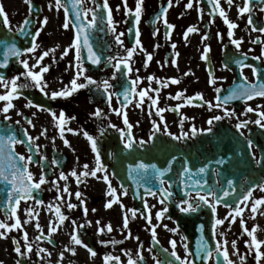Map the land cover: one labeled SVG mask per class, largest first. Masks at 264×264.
Returning a JSON list of instances; mask_svg holds the SVG:
<instances>
[{
  "label": "flooded vegetation",
  "instance_id": "obj_1",
  "mask_svg": "<svg viewBox=\"0 0 264 264\" xmlns=\"http://www.w3.org/2000/svg\"><path fill=\"white\" fill-rule=\"evenodd\" d=\"M64 2L65 7L69 9L70 22L67 29L63 27L64 7L57 10L55 0H31V7L26 3L24 10L15 9V0H0L11 28L9 33L0 22V39L14 37L13 42L19 48L20 39L16 33L25 19L33 23L32 27L24 31L25 37L32 36L40 29L35 41L37 44L35 52L23 53L19 58L10 57L9 65L0 69V76H4L8 81H11L14 76H20L18 84L30 85L31 81L20 75L24 69L19 61L27 60L31 66L44 51L54 49L49 51V55L41 61V65L49 68L48 72L42 73L43 83L46 84L44 91L32 86L20 88L19 94L11 100L14 106L7 113L10 117L8 120L4 119L5 114L2 111L6 102L0 101V123L13 126L16 137L23 141L13 146L15 163L23 168L27 162L26 158L32 156L34 162L28 163L27 168L32 173L33 180H38L41 172L46 178V183L41 185V189L34 191L33 198L20 201L18 205H15V218L11 212L6 215L0 208V222L11 225L18 218L21 224L20 228L8 230L5 236L0 238V248L6 238L12 243L14 249L19 246L21 251L26 252L23 257L15 252V264L17 261H20V264H50L51 259L48 260L44 252L37 255L40 249H48L56 253L59 258L58 264H105L106 255L119 257L118 262L110 261L109 264H128L130 258L137 261V264H157V261L163 264L167 260L176 261L171 256L173 249L170 241L174 240L177 255L181 259L187 257L191 261L187 244L195 247L203 243L206 246V236L209 231L207 218L212 213L211 208L203 205L199 213H188L193 214L195 219L187 222L188 233L192 238L186 240L174 222L167 217L168 213L174 214L178 210L176 203L182 198L175 190L179 182L178 174L174 173L170 180L172 186L170 191L173 192V197L165 204L159 202L160 190L156 178L150 180V187L157 192V196H143L142 200L141 193L145 192L147 185L145 188H136L135 185L139 183L133 175L125 174L126 180L121 181L116 171L117 156L129 151L123 148L120 130L127 133L124 124L126 115L128 122L132 125L131 133L136 145L144 141L143 147H134L137 150L149 149L154 140H168L172 139V136L188 133V137L183 140H172L176 141L182 150L188 149L197 157L190 159V175H188V184L194 189L187 192L193 199L197 191L196 180H200L201 183L206 181L205 186L199 189L201 194L211 189L220 196L222 185L226 187V179H233L235 193L225 198L227 202L236 201L238 193L245 192L244 188L239 192L237 186L264 182V167H258L251 162L245 139L253 141L252 152L257 159H260L264 155V129H261L254 121L260 118L257 113L264 112V97L257 96L247 101L243 99L229 101L224 107L235 112V116L214 121L211 125V133L199 131L210 127L207 124L208 119L224 114L221 108L213 107L209 110L207 102L215 105L217 96L222 100L241 85L264 82V55H262L264 32L258 30L264 28V0H250V12L244 14L237 11L238 7L243 6L244 0H233L231 5L226 0H218L226 18L237 26L232 29L231 39L228 36V26L224 23V18L219 15L217 9L212 8L208 0H192L191 8L186 7L189 0H171L170 5L169 0H142L138 21L135 19L136 0H126L127 14L124 0H107L114 31L109 28L108 13L103 9L105 0H80L82 13L85 9L96 10V24L89 29V43L100 58V63L92 64L88 59L87 50H82L81 66L84 72L77 83L87 84L84 79L87 76L97 84L87 85L71 92L67 97L53 99L51 96L53 92L65 88L71 90V81L77 73L76 49L70 47L75 38L73 27L75 17L71 4L68 0ZM49 5L52 7L50 8ZM164 9L167 11H163ZM249 16H251V24H249ZM45 17L47 22L41 26V21ZM85 19L91 20L92 13L88 12ZM167 25L173 27L169 29ZM189 27L196 30L185 37ZM254 28L257 30H253ZM136 32H139L138 37L135 35ZM121 33L123 34L120 35L122 45L116 42V36ZM205 36L207 39H204ZM137 39L139 44L136 43ZM231 40L241 41L239 47L237 48ZM253 41L256 42L253 43ZM172 45H175V48ZM205 46L210 49L206 54ZM66 48L67 55L61 58ZM127 49H133L131 59L126 60L130 71L124 69L123 65L120 70H117L114 65L117 60L126 59ZM4 50V44L0 43V62L3 60ZM202 55L206 58L202 59ZM148 56H151L150 60L147 59ZM256 57L259 59H255ZM237 59L241 60L242 64L235 63ZM173 60L176 61L175 64ZM252 67L258 70L256 76L253 75ZM32 70L39 71V66ZM150 76L154 78L151 82L148 79ZM137 77L139 81L133 85L131 82L136 81ZM172 79L177 80L178 83H172ZM105 80L111 85L107 93L101 83ZM210 80L215 82L210 83ZM165 83L167 86H162ZM133 88L134 92L131 91ZM217 89L220 91L217 92ZM125 90L129 91L127 103L123 96ZM141 90H147V95L142 102L138 95ZM8 91L9 89L0 85V95H6ZM177 93L182 94L181 98L173 99ZM198 95L202 96V100L198 98ZM150 97L157 100L155 105H152ZM189 98L192 99L189 101ZM138 103L139 107H137ZM247 107L255 111L247 112ZM97 109L100 110L99 116L93 115ZM159 109L164 111L157 115ZM117 110L120 114H117ZM61 111L65 114L62 125L63 138L59 131L60 122L58 119L54 120L52 115L55 113L59 117ZM181 117H185L183 123H181ZM28 121L32 123L29 124ZM242 121H249L240 129L243 136L235 128V124ZM154 124L158 131L153 127ZM193 127L198 130L195 136L191 132ZM42 131L43 135H41ZM25 132L28 136L35 138L32 143L28 142ZM84 133L96 140L103 170L98 171L96 177L80 176L78 181L77 177L71 175L73 171L79 174L85 171L84 165H88L89 171L97 166L96 153L92 151L91 142ZM65 141L68 142L67 145ZM198 146H202V151H196ZM229 146H231L230 149ZM227 150L231 151L230 154L238 155L236 163L217 165L215 160L221 156L225 157ZM19 156L25 157V160H19ZM41 157L45 158L42 164L38 163ZM54 160L55 164H53ZM197 164L198 168H195ZM201 167H206L208 171L204 174L199 173ZM61 172L67 177L66 180L59 179ZM217 173L220 174L217 175ZM105 175L108 176V181L115 189L119 200L110 208L105 207L106 203L113 199L106 194L108 184L103 179ZM53 181H56V184H53ZM131 186L134 188V196L131 194ZM65 187L68 189L67 193L63 191ZM163 187L169 188L166 181ZM125 190L127 194L123 195ZM77 192L81 193L79 200L75 195ZM58 194L62 197L61 200L56 199ZM37 199L43 203L37 204ZM140 199L144 203L146 201L148 210L145 215L137 211L136 217L133 218L127 210H136L135 201ZM209 199L211 200V197ZM256 199H264V192L258 188L252 190V195L247 202L241 201L240 207L244 210L241 216L236 217L231 224H229L231 220L229 212L232 207L216 205L215 218L213 217L214 224V219L229 216V220H225L224 224L212 230L215 243L217 245L227 241L225 245L227 250L238 252L240 259L243 256V264L257 263L255 247H249L245 243L248 241L251 244L252 238L243 230L240 223L243 219V227L251 231L254 226H258L259 222H264V204L257 205L255 214L250 210L252 202ZM68 203L76 207L69 209ZM121 204L124 206L123 210ZM166 204H169L168 211L160 221H157L156 213L167 207ZM49 205L53 206L51 211ZM55 206H59L61 212L67 217L62 223L55 215ZM28 209L32 210L31 215L27 214ZM85 209H87L86 214ZM247 211L249 213H246ZM125 214L129 216L128 229L123 228ZM148 215L151 217L152 224L157 226L158 243L152 240L151 226L144 218ZM37 223L40 226L39 230L36 227ZM50 224L57 229L55 232H49ZM109 224L112 227L110 232L106 229ZM164 225H167V228ZM74 227L82 243L96 252L95 256H92L86 247L71 241ZM100 228L105 230L98 233ZM173 228L176 229L175 232L169 230ZM3 231L4 229H0V232ZM25 232L27 243L32 248L31 252L25 249ZM129 232L131 238H126ZM255 233H257V227L253 234ZM229 236H235V239L231 238L228 242ZM102 241L104 243H101ZM113 241L117 243L113 244ZM232 241L236 242L235 250L232 247ZM66 248L73 249L74 254ZM163 249L168 251L164 252ZM61 253H63L62 258ZM138 253L143 257L142 261ZM241 253H247V257ZM209 264L213 262L210 260Z\"/></svg>",
  "mask_w": 264,
  "mask_h": 264
},
{
  "label": "snow or ice",
  "instance_id": "obj_2",
  "mask_svg": "<svg viewBox=\"0 0 264 264\" xmlns=\"http://www.w3.org/2000/svg\"><path fill=\"white\" fill-rule=\"evenodd\" d=\"M26 3L29 4V7H31V0H25ZM68 2L71 4V8H72V12L74 14L75 17V22L73 23V27L75 29V38L73 40V44L70 47H73L76 49V60H77V73L76 76L73 78V80L71 81V90H67V88L62 89L61 91L58 92H53L51 94L52 98L55 99L57 97H67L71 94V92H75L78 89L84 88L87 85H92V84H97L96 81H94L91 77H87L85 76L84 79L87 81V84H78L77 80L78 78L83 75L84 69L81 66V52L82 50L86 49L88 52V59L90 60V62L94 65L99 64L100 63V58L96 55V53L93 51L90 43H89V29L93 28L96 24V10L94 9H85L83 11V13L81 12V3L80 0H68ZM209 4L212 6V8L217 9L219 11V15L224 18V23L228 26V36L231 39L233 36V32L232 29H234L235 27H237L234 23L229 22V20L226 18V14L224 12V10L222 8H220V5L218 3V0H208ZM226 2L231 5L233 3V0H226ZM124 4H125V10H126V14L128 12L127 9V3L126 0H124ZM171 4V0H169V5ZM141 5H142V0H136V8H135V19L138 21L140 18V12H141ZM49 7L51 8L52 6L49 5ZM55 7L57 8V10H59L61 7H64V11H65V23L63 24V27L65 29L68 28L69 26V9L68 7H65V2L64 0H55ZM186 7L191 8L192 7V0H189V3L186 5ZM119 8V6H118ZM103 9L105 11H107L108 13V26L109 28H112V20H111V12L108 8V4H107V0H105V3L103 4ZM163 11H167V9H164ZM238 13L240 14H244V13H248L250 12V0H244V4L242 7H238L237 8ZM88 12L92 13V19L91 20H86V16L88 14ZM0 22L3 23V25L5 26V28L8 29L9 33H11V28H10V24H9V20L6 16V13L4 12V9L2 7V5H0ZM47 22V18L45 17L43 21H41V26H43V24H45ZM252 23L251 20V16H249V24ZM29 24V20L25 19L23 21V25L21 27H19L18 31H17V35H22L25 31V28L27 27V25ZM167 27L169 29H171L173 26L172 25H167ZM112 30L114 31V28H112ZM196 29H194L193 27H189L186 32H185V37H187V34L190 32L195 31ZM253 30H257V29H253ZM261 32H264V28H260L258 29ZM39 31L40 29H38L36 31L35 34L32 35V44L31 47H28L27 49H24L23 51L21 49H19L16 44L13 42L14 41V37H9L6 39H0V43L4 44V53H3V60L2 62H0V69L6 68L9 65V61H10V57H14V58H19L23 53H33L35 52L36 48H37V44H36V37L39 35ZM120 35H123L122 33L116 36V42L118 44L122 45V41L120 40ZM137 37L139 36V32H136L135 34ZM219 36V33L217 34ZM204 39H207V36L204 37ZM231 42L237 46V48L239 47V44L241 43V41L239 40H231ZM256 41H253V43H255ZM137 44H139V40L137 39L136 41ZM173 48H175V45H172ZM210 49L205 46L204 48V53L206 54ZM49 51H54V49H51ZM49 51H44L38 58H36V61L33 65H29L27 60H20L19 62L22 64L24 72L21 73L20 75L24 76L26 79L31 81V84H18V80L20 79V76H14L11 81H8L4 76H0V85H3L6 89H9V91L7 92L6 95H0V101H5L6 103L4 104L2 111L5 114L4 119L8 120L10 119V117L7 115V113L9 112V110L11 108H13V104L11 103V100L13 98H15L16 95L19 94V89L22 87H35L40 89L41 91H44V88L46 87V84L43 83V79H42V73H46L49 71V68L47 66H43L41 65V61L47 57L49 55ZM68 49L66 48L64 50V52L62 53L61 58H63L64 55H67ZM133 55V49H127V57L126 59H121V60H117L116 64L114 65V67L117 70L121 69V65H123L124 69H127L128 71H130L129 65L126 62L127 59H131ZM262 55H264V52H262ZM202 59H205L206 56L202 55L201 57ZM147 59H151V56H148ZM255 59H259V57H256ZM173 64H175V60L172 61ZM235 63L237 64H242V61L237 59L235 60ZM39 66V71H33V68H36ZM251 67V66H249ZM252 72L253 75L256 76L258 70L255 67H252ZM187 75V73H186ZM243 75V74H241ZM149 81L151 82L154 78L153 77H148ZM259 80V77H258ZM139 81V77H137L136 81H132L131 83L134 85ZM158 83H160L159 81H157ZM172 83H178L177 80L172 79L171 80ZM210 83H214V80H210ZM102 86L104 91L107 93V90L111 87V85L109 84V82L107 80L102 81ZM98 87L100 85H97ZM162 86H167L166 83L163 84ZM131 91H135V89L133 88ZM158 91V90H156ZM220 90L217 89V92H219ZM139 97L141 98V102L143 101V98L147 95V90H141L138 93ZM181 93H177L175 97H173V99H180L181 98ZM124 96V101L127 103L129 102V91L125 90V92L123 93ZM264 97V82H258L257 84H253V85H241L239 88L233 89L229 95L223 97V99L221 100V97L217 96L216 100L217 103L215 105H213L211 102H207L208 103V108L209 110H211L213 107L216 108H221L223 110V116L220 115H216L211 117L210 119H208L207 124L210 126L208 129H201L199 130L200 132H207V133H211L212 132V128L211 125L213 124L214 121H221L223 119L226 118H231L232 116H235V112L230 111L227 107H224V105H226L229 101L234 100V99H243V100H251L255 97ZM198 98L202 100V96L198 95ZM110 99V97H109ZM151 99V103L152 105H155L157 103L156 99L153 98H149ZM192 98H189V101ZM29 105H31V102H29ZM140 104H137V107H139ZM164 111L163 109H159L157 111V115H159L160 112ZM247 112H253L255 111L253 108L251 107H247L246 108ZM19 114V113H18ZM117 114L119 113V110H117ZM53 115V119L54 120H59L61 127L59 128V131L61 133V137L63 138V122L65 119V114L63 113V111L60 112L59 117L56 116L55 113L52 114ZM93 115L99 116L100 115V110L97 109L96 112L93 113ZM257 115L260 117L259 119L255 120L254 123L256 125H258L261 129H264V123H262V121H264V112H259L257 113ZM185 119V117H181V123H183V120ZM29 124H31V121H28ZM17 123H19V121H17ZM249 123V121H242V122H238L235 124V128L237 130V132H240V129L245 127L247 124ZM124 124L126 126L127 129V133L125 134L124 130H120V135L122 138V143H123V148L127 149V150H131L133 149L135 146H139V147H143L144 145V141H140L139 145H136V142L134 141L133 137H132V133H131V127L132 125L128 122L126 115L124 118ZM110 127H114L112 125H110ZM153 127L158 131L159 129L157 128V126L154 124ZM46 131V130H45ZM69 131H71V129H69ZM197 129L195 127L192 128L191 132L192 135L195 136L197 134ZM44 132H41V135H43ZM24 135L27 137L28 142L32 143V141L35 139L31 136H28L27 132L24 133ZM84 135L87 137V139L91 142V147H92V151L94 153H96V161H97V166L95 169L93 170H87L88 169V165H84L83 168L85 169V171L80 172L79 174H77V172L73 171L71 173L72 176L77 177V180L79 181V177L83 176V177H87L89 175L96 177L97 172L98 171H102L103 170V166L100 164V155H99V151L97 148V142L96 140L88 135L87 133H84ZM171 135V134H169ZM188 133H182L181 136H172V139L174 140H183L185 138L188 137ZM240 135L243 136V133L240 132ZM151 139V137H150ZM246 139V143H247V147L249 150V156L251 157V162H253L256 166L258 167H264V156H262L260 159H257V157L255 156V154L252 152V148L254 146L253 141L251 139L245 138ZM23 141H21L20 139H18L16 137L15 134H7L5 133L4 135H0V182H2L3 184L10 186L9 188H5L4 191L6 192V202L9 205V210L12 214V216L15 218V213H16V208L14 205H18L20 203V201L22 200H27V199H31L33 198V193L36 190H40L41 189V185L46 183V178L45 175L43 174V172H41V175L39 177L38 180H33V176L32 173L28 171L27 168V164L28 163H32L33 161V157L32 156H28L26 158L27 162L23 165V168L21 169L20 166L17 165V163L14 162V152L12 150V145L18 144V143H22ZM67 141H65V144L67 145ZM44 157L40 158V161L38 163H41L44 161ZM176 159V157H172V159L169 161V165H171V163ZM230 157H228L227 159L223 156H221L220 158L215 160V163L217 165L223 166L226 165L227 163L230 162ZM19 160L24 161L25 157L23 156H19ZM56 161H53V164H55ZM129 170L130 173L131 172H136L137 175L143 177L144 175H146L147 173H149V171L152 172V174L155 176V178L157 180H159V183L161 184V189L159 191V202L161 204H165L166 201H169L172 197H173V192L170 191V186L169 188H164L163 185L165 184V181L162 179V177H164L165 173L167 171H170V167L167 169H160L157 167L156 164H145L143 162H138L135 166L129 165ZM208 171V169L206 167H201L199 169V173L204 174ZM220 173H217V175H219ZM181 175H190V169L187 167V163H185V166L182 169ZM60 180H66L67 177L65 176V174L63 172L60 173L59 176ZM105 183L108 184V192L106 193L107 195H110L113 197L112 200L108 201L105 205L106 208H110L112 206L113 203H118V197L116 196V192L115 189H113L108 181V176L105 175L103 177ZM53 184H56V181L52 182ZM137 183H139V181H137ZM206 184V181L204 183H201L200 180H196L195 181V188L197 189L196 194H195V198L193 199L191 197V194L187 191L183 192V196L182 198L176 203V207L178 209V211H180L181 213L184 214H188V213H194L197 212L203 205H207L209 208H211V211L213 213V217L215 218V213H216V205L224 203L226 207H228L229 205L226 202L227 197H229L230 195H233L235 193V187H234V181L233 179H226V187H224L222 185L221 187V192L222 195L217 196V193L213 190H209L207 193L201 194V192L199 191V189L203 188ZM256 188H258L260 191L264 192V182H260L254 185ZM252 190L253 188L250 186L247 188V190L243 193V195L239 198L238 202L236 203V205L234 207L231 208V211L229 212V216L231 217V220H229V216L224 217L223 219H214V224H213V229L216 228V226L218 225H222L224 224L225 220H229V224H231L232 222L235 221L236 217L241 216V213L243 212V208L240 207V202H247L249 200V197L252 195ZM65 193L68 192L67 187L64 188L63 190ZM145 192L147 195L150 196H157V192L153 191L151 188H145ZM58 193H59V189H58ZM123 195L127 194V191L125 190L123 193ZM77 199H80L81 193L77 192L76 194ZM209 197H211V200L209 199ZM57 200H61L62 197L58 194L56 197ZM37 204H42L43 202L39 199L36 200ZM81 204H83V201H81ZM264 204V199H256L252 202L251 204V212L253 214H255L257 212V205H262ZM145 210H148V205L145 201ZM67 207L69 209H73L76 207V205L72 204V203H68ZM124 206L121 204V209L123 210ZM53 209L52 205H49V210L51 211ZM27 214L31 215L32 210L28 209L26 210ZM85 214L87 213V209L84 210ZM93 211H95L93 209ZM129 213H131V216L133 218L136 217V212L137 210L135 209H128L127 210ZM168 211V208L165 207L163 208L161 211H158L156 213V220L160 221L162 219V217L164 216V214ZM54 212L55 215L58 217L59 221L62 223L67 217L61 212V209L59 206H55L54 208ZM144 218L146 219L147 223L151 226V235H152V240L156 243H158L157 240V236H156V225H153L151 222V217L150 215L148 216H144ZM99 223V222H97ZM241 226L243 228L244 231L247 232V234L252 238L251 239V244H249L248 241H246V245L249 247H255L257 249L256 251V260L259 264V260L261 258V252L259 251L261 244H264V241H259L256 239V237L253 235V233L256 231V227L254 226L253 229L251 231H249L247 228H244V220L241 219L240 221ZM73 224L75 225V222H73ZM129 226V216L127 214L124 215L123 217V228L124 229H128ZM21 227L20 221L17 218L16 222L9 225L3 222H0V229H4L3 232H0V238H3L5 236V233L8 230L11 229H18ZM37 229L39 230V224H36ZM80 227H83V225H80ZM165 228H167V225H164ZM107 231H112V227L111 225H107L106 226ZM57 229L55 227H52L51 224L49 226V232H55ZM105 229L104 228H100L98 229V233H102ZM172 232H175L176 229H169ZM221 235H223L221 233ZM40 237H38L39 239ZM126 238H131V233L129 232L128 235L126 236ZM24 239H25V249L27 252H31L32 248L31 245L27 243V233H24ZM138 239V238H137ZM71 241L76 244V245H81L83 247H86L88 252L92 255L95 256L96 252L91 249L90 247H88L87 245H84L82 243V240L78 237L77 232L75 231V227L73 230V233L71 234ZM14 243H17L16 241H13ZM101 243H104L103 241ZM113 244L117 243L116 241L112 242ZM171 247L173 249V251L171 252V256L175 258L176 261H179V264H192V261L188 260L187 257H185L184 259H181L176 251V242L174 240L170 241ZM227 241H223V243H217L216 245V252L223 257V261L224 264H233V261L229 259L228 256V251L226 248ZM186 247V246H185ZM232 247L235 250L236 248V242L232 241ZM66 250L69 251H73L74 254V250L73 249H68L66 248ZM200 250L204 251L206 253L205 255V259H207L210 255L211 252L207 250L206 246L201 243L200 245ZM14 251L21 257L26 255V252L21 251V248L19 246H16ZM45 251L44 249H40L39 252L37 253V255H39L40 252ZM164 252H167V249H163ZM233 254H236L235 251ZM139 256V253L137 254ZM63 257V253H61V258ZM139 259L142 261L143 257L139 256ZM243 256H241V260H243ZM110 261H119V257H113L110 255H106L104 257V262L105 264H109ZM17 264H20V261H17ZM128 264H137V261L132 260L131 258L128 260ZM157 264H162V262L157 261ZM163 264H172V260H167L165 262H163Z\"/></svg>",
  "mask_w": 264,
  "mask_h": 264
},
{
  "label": "water",
  "instance_id": "obj_3",
  "mask_svg": "<svg viewBox=\"0 0 264 264\" xmlns=\"http://www.w3.org/2000/svg\"><path fill=\"white\" fill-rule=\"evenodd\" d=\"M32 26H33V23L31 20H29V24L27 25L25 30L29 27H32ZM17 37L20 39L19 40L20 41L19 42V49H21L22 51L24 49H27V47L32 44V36L27 35V37H25V34L23 33L22 35H17ZM15 42H16V40H15ZM5 133L15 134V129L11 125L0 123V135H4ZM13 146L14 145H12L11 147H12V150L14 152ZM232 146H234V145H232ZM201 148H202V146L201 147L198 146L196 148V151H202ZM228 148L230 149L231 146H229ZM230 153H231V151L227 150V153L224 154V155H226L225 156L226 159L228 157L231 158L229 164L232 162L236 163V159H237L238 155L230 154ZM172 157H176V159L171 163V165H169V161L172 159ZM191 158H195V159L197 158L194 155V152H190L188 149L182 150L174 140H172V139H168V140L159 139V140H154L149 149L137 150V149L133 148L123 155H118L117 156V165H116L117 170L116 171H117V174H119V176H120L119 179L121 181L126 180L125 174H127V175L131 174L134 176L136 181H139V184L135 185L136 188H138V187H144L145 188L146 185L148 188H151L150 187V185H151L150 180L155 179V176L152 174V172L149 171V173H147L146 175L141 177V176L137 175V173L134 171L130 173L129 165L135 166L138 162H143L145 164H156L157 167L160 169H167L170 167V171H167L165 173L163 180L168 183V187L170 186V189H171L172 186H171L170 180L172 179L173 174L177 173L179 182L177 183L175 190L177 191V195L179 197H181V196H183L184 191L194 189V188L190 187V185L188 184L189 183L188 182V175H181V172H182L183 167L185 166V163H187V167L190 169V159ZM14 162H15V152H14ZM18 166H20V164ZM195 168H198V164L195 166ZM157 185H158V189L160 190L162 186L159 183V180H157ZM254 185H255L254 183H246L242 186H237V188H238L239 192L243 188L246 191L247 188L250 186L253 189L256 188ZM9 187L10 186H7V185L3 184L2 182H0V208H2V211L6 215L10 212V210H9V205L6 202V192L4 191V189L9 188ZM131 194L133 196L135 194L134 188L132 186H131ZM141 195H142L141 199H143V196H150V195H147L146 192L141 193ZM242 195L243 194L238 193L237 200L234 202H227L226 201L227 204L229 205L228 207H234ZM141 199L139 201H135V206H136V209L138 212L145 214L146 213L145 206H144L145 204L142 202ZM221 204L225 206L224 203H221ZM197 214H196V217L198 216ZM167 217L171 220H175V225L182 231L186 240H188V238H192L191 235L188 233L187 222L189 220L194 221L195 217L193 214L185 215L184 213H180V216H178L176 218V216L173 215L172 213H168ZM207 219H208L207 226L209 228V231H208L207 236H206V248L208 251L211 252V255L207 259H205L204 257L206 255V253L204 251L200 250V246L193 247L191 244H187V250H188V253L191 255L192 264H208V262L211 258L213 259L214 264H224L223 257L220 256L216 252V243H215V240L213 237V231H212V229H213V214L210 213L208 215ZM165 258L167 259V257H165ZM172 263L173 264H179V261H172Z\"/></svg>",
  "mask_w": 264,
  "mask_h": 264
},
{
  "label": "rangeland",
  "instance_id": "obj_4",
  "mask_svg": "<svg viewBox=\"0 0 264 264\" xmlns=\"http://www.w3.org/2000/svg\"><path fill=\"white\" fill-rule=\"evenodd\" d=\"M25 4H26L25 0H15V9L24 10L26 9ZM246 213H249V211H247ZM259 223L258 226H256L257 233L253 235L256 237L257 240L264 241V222H261L260 224ZM231 238L235 239V236H229L228 242H230ZM44 250L45 251L43 252L45 255H47L46 257L48 258V260L51 259L50 264H58L59 261L58 255L56 253L48 251V249H44ZM227 251H228L229 259L233 261V264H243L238 252L235 251L236 254H233L234 253L233 250L228 249ZM256 251L257 249L255 248L254 253H256ZM259 251L261 252V258L259 260V264H264V244H261ZM241 254L242 255L245 254V256L247 257V253H241ZM248 254L250 255V253ZM0 264H15V251L13 245L9 241V239L6 238L4 244L0 248ZM249 264H255V263L250 262ZM256 264H258V262Z\"/></svg>",
  "mask_w": 264,
  "mask_h": 264
},
{
  "label": "bare ground",
  "instance_id": "obj_5",
  "mask_svg": "<svg viewBox=\"0 0 264 264\" xmlns=\"http://www.w3.org/2000/svg\"><path fill=\"white\" fill-rule=\"evenodd\" d=\"M175 216H176V218H177L178 216H180V211L176 210V211H175Z\"/></svg>",
  "mask_w": 264,
  "mask_h": 264
}]
</instances>
